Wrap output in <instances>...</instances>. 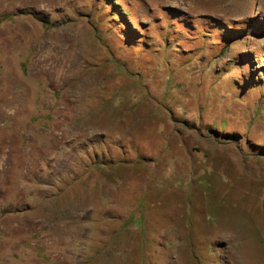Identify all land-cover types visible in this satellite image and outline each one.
Here are the masks:
<instances>
[{
    "label": "rangeland",
    "instance_id": "374dc122",
    "mask_svg": "<svg viewBox=\"0 0 264 264\" xmlns=\"http://www.w3.org/2000/svg\"><path fill=\"white\" fill-rule=\"evenodd\" d=\"M0 264H264V0H0Z\"/></svg>",
    "mask_w": 264,
    "mask_h": 264
}]
</instances>
